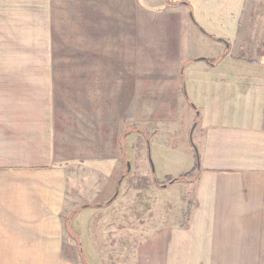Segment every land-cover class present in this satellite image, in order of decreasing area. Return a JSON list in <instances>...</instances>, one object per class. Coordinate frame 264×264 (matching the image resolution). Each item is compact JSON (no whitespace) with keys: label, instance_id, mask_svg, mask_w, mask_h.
<instances>
[{"label":"crops","instance_id":"crops-1","mask_svg":"<svg viewBox=\"0 0 264 264\" xmlns=\"http://www.w3.org/2000/svg\"><path fill=\"white\" fill-rule=\"evenodd\" d=\"M182 1L0 0V248L64 249L62 214L73 208L77 175L113 167L112 185L122 189L137 168L121 167L138 157L137 127L170 123L169 105L177 103L189 128L200 99H219L229 110L198 130L200 166L185 183L191 196L181 205L185 216L161 217L162 226L139 243L140 261L264 264V81L233 69L245 60L241 39L233 51L219 39L223 45L213 43L214 54H207L205 37L216 38L193 23ZM27 29L36 45H52L57 29L81 31V101L56 100L51 55L46 68L25 70L23 48L8 52L25 46ZM248 96L252 115L230 110L233 102L248 108ZM27 264L78 263L54 256Z\"/></svg>","mask_w":264,"mask_h":264},{"label":"rangeland","instance_id":"rangeland-1","mask_svg":"<svg viewBox=\"0 0 264 264\" xmlns=\"http://www.w3.org/2000/svg\"><path fill=\"white\" fill-rule=\"evenodd\" d=\"M181 1L163 0L164 4L172 5H180ZM184 1L188 2L192 21L197 22L205 33L213 36L212 39L216 38V40H208L202 34L207 41L203 50L213 55V43H217V48H220L219 45H223V42L219 39H222L225 43H232L233 51L235 42L241 39V50L245 60L236 61L233 69H238L244 76H252L248 78L250 81L256 77L258 81H264V0H242L243 4L240 0H231V3L225 0ZM239 22H243V28L237 30L236 25ZM51 35H53L52 45H43V43L36 45L34 43L38 40L34 39V31L27 29L25 46H12L8 52H21L23 48L25 70L46 68L44 67L48 63L46 59L51 55L53 60L50 61V69L54 72L56 100L58 103L65 102L72 105L81 101L82 97L79 61L82 49L81 31L57 29L52 31ZM6 49L8 47H2V53L7 54ZM235 50L236 48L234 52ZM215 54L218 56L219 51L216 50ZM262 89L264 91V88ZM247 99L248 108L247 104L233 102L235 106L230 110L244 109L252 115L253 112H250L253 97L248 96ZM60 106L63 108L64 104ZM196 106L197 111L193 113L194 121L189 128L186 127L189 118L183 109L180 110V104L177 103L169 105L173 109L169 111L175 114L170 123L160 126L153 125L152 121L146 126L143 125L144 127H137L138 157L135 162L133 159L121 161V167L125 169L126 166V170L130 165L136 166V173L134 171L126 177L122 189L112 185L114 174L109 173L113 167H104L107 171L99 172L98 175L90 172H81L79 176L77 175L81 182L79 189L73 190V194L76 195L72 200L73 208L68 207L69 210L62 214L64 249L0 248V264H27L40 260L47 261L50 257L54 260V256H57V261L78 264H142L140 261L142 249L138 247L148 230L162 226L161 217L166 214L172 217V221L179 217L181 221L185 216L186 206L181 207V205L183 203L185 205L191 197L185 183L193 179L190 177V180L179 178L172 181L171 179L181 177L182 172H188L196 164L200 166L195 142L199 128L219 121L229 110V104L220 103L219 99L212 103L200 99ZM62 110L65 114L69 112L67 109ZM169 111L165 110V112ZM150 112L152 114L155 110L151 109ZM191 145L195 152L192 151L194 157L189 150ZM187 158L190 160L189 163ZM124 176L125 174H121L119 177L123 179ZM94 181L95 184L96 181L100 182L98 186L100 192L95 197L92 195L95 191V188H92ZM174 183L176 186H172ZM179 184H181L180 189H173ZM109 199H111L109 204L104 206H82L100 200L103 203L104 200ZM80 201L84 202L80 204ZM96 207L103 208L98 210Z\"/></svg>","mask_w":264,"mask_h":264},{"label":"trees","instance_id":"trees-1","mask_svg":"<svg viewBox=\"0 0 264 264\" xmlns=\"http://www.w3.org/2000/svg\"><path fill=\"white\" fill-rule=\"evenodd\" d=\"M181 2H183V1H181ZM193 23L197 26V27H199V24L197 23V22H195V21H193ZM200 28V27H199ZM201 29V28H200ZM202 30V29H201ZM202 32H204L203 30H202ZM205 33V32H204ZM206 35H208V36H210V37H213V36H211V35H209V34H207V33H205ZM197 169H198V165L196 164V166L193 168V169H191L190 171H188V172H185V173H183L182 175H181V177L179 176L178 178H173V179H171L172 181H174V180H177V179H179V178H182V179H186L187 178V180H190L189 179V177L191 178V179H195L196 178V176H197ZM111 201V199H109V200H107V201H105V202H103V203H94V204H89V203H86V204H84V205H82L83 207L84 206H104V205H106V204H109V202Z\"/></svg>","mask_w":264,"mask_h":264},{"label":"water","instance_id":"water-1","mask_svg":"<svg viewBox=\"0 0 264 264\" xmlns=\"http://www.w3.org/2000/svg\"><path fill=\"white\" fill-rule=\"evenodd\" d=\"M195 149H196V147H195ZM195 151H197V150H195Z\"/></svg>","mask_w":264,"mask_h":264}]
</instances>
